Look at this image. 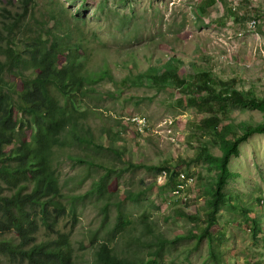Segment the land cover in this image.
<instances>
[{
	"label": "rangeland",
	"instance_id": "1",
	"mask_svg": "<svg viewBox=\"0 0 264 264\" xmlns=\"http://www.w3.org/2000/svg\"><path fill=\"white\" fill-rule=\"evenodd\" d=\"M49 1L0 0V44L7 42L4 35L14 18L20 19L14 29L18 42L38 26H53L52 15L57 14L64 21L62 32L82 45V73L109 68L114 78L90 82L86 96L76 94L71 100L76 122L92 131L98 145L76 139L54 149L53 166L68 211L57 229L69 231L72 209L77 216L70 231L74 264H99L95 249L107 239L119 257L134 264H216L211 251L218 264H264V131L247 134L264 125V108L227 99L201 100L199 107L178 102L190 95L205 97L209 91L195 88L205 79L215 93L243 91L264 100V42L259 39L264 36V0H53L63 9L54 13ZM171 64L174 75L165 79L145 72L154 66L159 75ZM209 114L222 119L213 132L201 129L200 120ZM137 117L147 120L141 136ZM169 121L171 132L163 127ZM104 127L122 138L111 141ZM217 133L229 141L239 139L237 153L226 164L232 174L219 194L220 172L198 157L204 149L203 155H222ZM84 136L80 130L77 137ZM165 165L195 180L180 198L170 195V185L158 184V169ZM101 179L103 194L88 191ZM216 196L219 206L209 232L221 236L210 246V240L197 235L208 201ZM185 197L191 200L187 207ZM176 208L201 220L177 215ZM118 211L125 226L111 238ZM38 224L40 241L46 231ZM162 239L160 257L155 258L152 251ZM9 258L3 255L2 263L27 264Z\"/></svg>",
	"mask_w": 264,
	"mask_h": 264
},
{
	"label": "trees",
	"instance_id": "2",
	"mask_svg": "<svg viewBox=\"0 0 264 264\" xmlns=\"http://www.w3.org/2000/svg\"><path fill=\"white\" fill-rule=\"evenodd\" d=\"M50 1L52 5L56 4L55 1ZM59 10L63 12L61 7ZM52 18L53 28L48 25L38 26L34 34L24 37L20 42L11 41L8 44L7 39L5 46L0 44V236L11 229L20 238V242L16 244L4 238L0 239V264H3V255H9L12 260L16 256L25 258L29 264H74L68 234L60 233L55 228L59 218L67 213V207L62 201L61 184L53 166L54 149H61L76 139H87L94 147L98 145L94 142L92 133L88 138L77 137L81 127L76 122L77 116L72 112L75 107L71 100L76 94L86 96L90 82H96L102 77L114 79L109 68L82 73V65L79 63L82 45L73 43L69 32H62L64 21L61 16L53 14ZM18 21L19 19H15L13 27ZM13 27L8 31L9 34ZM172 61L179 62L176 58H171L170 62ZM175 69L176 66L171 64L157 75L155 67L149 66L145 72L154 79H165L169 74L174 75ZM195 88L197 92H209L205 97L190 95L185 99L180 98L179 104L199 107L201 102L208 103L210 99H227L242 106L264 108L263 99L249 94L246 96L243 91H232L229 95L215 93L214 89L211 90L208 79L195 85ZM77 115L82 116L79 113ZM221 120L216 114L206 115L200 120L201 129L213 132ZM73 123L75 124L72 128L68 127ZM104 130L111 141L122 138L110 128L104 127ZM252 131H264V125L253 127L247 134ZM217 136L222 155H203L202 152L206 151L204 149L198 153V157L214 165L220 172L215 191L219 194L228 176L232 174L226 164L229 157L237 153L239 139L229 141L220 133ZM107 147L114 153L120 151L111 144ZM161 169L166 170L169 176L165 184L173 185L177 175L175 169L170 165L159 167L158 171ZM6 189L8 192L3 194ZM93 190L103 194L102 179L95 182L89 191ZM75 200L72 201V206ZM208 202L205 225L197 237H206L212 246L215 236H221L219 233L214 236L209 232V226L213 224L211 216L219 206L218 197ZM176 213L197 219V222L201 220L200 215L197 217L188 214L180 208H176ZM71 214L72 222L75 223L77 217L74 209ZM124 217L123 212L118 211L116 222L109 232L111 238L123 230ZM146 218L143 216L142 219ZM38 220L46 231L44 239L40 241L36 239ZM147 228L151 232L149 224ZM253 231L257 232L256 225ZM52 233H56V237ZM163 241L164 239L152 251L155 258L160 257L159 250ZM210 254L217 263L216 254L213 251ZM95 261L99 264H134L118 257L106 241L98 244ZM149 263L154 261L150 260Z\"/></svg>",
	"mask_w": 264,
	"mask_h": 264
},
{
	"label": "clouds",
	"instance_id": "3",
	"mask_svg": "<svg viewBox=\"0 0 264 264\" xmlns=\"http://www.w3.org/2000/svg\"><path fill=\"white\" fill-rule=\"evenodd\" d=\"M27 1V0H26ZM51 2L52 1H49L48 2V6L50 7V9L52 10V12L54 13V9L55 8H58L57 7V5L56 4H54V5H52L51 4ZM15 19H19V18H14L12 21H11V23H13L14 21H15ZM53 19V18H52ZM65 19V18H64ZM54 20V19H53ZM62 20V19H61ZM19 21H20V19H19ZM19 21L17 22V24L19 23ZM63 21V20H62ZM17 24L13 27V29H12V31H11V33L9 34V32H7L5 35H4V38L6 39V41H7V39L9 40V38H12V39H14L13 41H16V37H15V35H14V29H15V27L17 26ZM44 25H49V23H47V24H44ZM48 27H54V24H53V26H48ZM36 29H37V27H36ZM7 35H10L9 36V38H6L7 37ZM31 36V35H30ZM24 37H27V36H22L21 37V40H23L24 39ZM10 41V40H9ZM18 42H20V41H18ZM7 43V42H6ZM6 43H2L1 45H3V46H5L6 45ZM8 44H10V42L8 43ZM19 47V46H18ZM0 57H2L1 55H0ZM164 120H166V119H164ZM163 120V121H164ZM162 121V122H163ZM161 122V123H162ZM135 123H141L142 124V126H143V128L141 129V131H140V136H141V134H142V132H144L145 131V128L146 127H144L145 125H146V123H147V120L145 119V117H137V118H135ZM172 124V121H169V124L168 123H165L164 125H163V127L165 128V130L167 131V129L171 132V128L169 127L170 125ZM82 130V132H84L85 134H87V136H84V138H88V137H90V134L92 133V131H90V129H88V128H84V129H81ZM114 132V131H113ZM168 132V131H167ZM116 133H118V132H116ZM92 135H93V133H92ZM94 136V135H93ZM175 171L177 172V175L175 176V181L173 182V185H170L169 187H170V195L172 196V197H179L180 198V194L183 192V191H185L189 186H191L194 182H195V180L193 181V177H192V175H188L187 173H185V172H183V171H180V170H177V169H175ZM158 176H157V181H158V184H163V185H165V183H167V178L169 177L168 176V173H167V171L166 170H164V169H161L160 171H158ZM162 178V179H161ZM91 189V188H90ZM89 189V190H90ZM88 190V191H89ZM3 194H5V193H3ZM191 200L190 199H188L187 197H185L184 199H182V202L184 203V205L183 206H185L186 205V207H187V205H188V203L190 202ZM185 207H183V209H184ZM73 210V209H72ZM71 210V211H72ZM68 212V211H67ZM104 212V214H106V211H103ZM74 214H75V210H74ZM104 214H103V217H104ZM71 216H72V214H71ZM76 216V215H75ZM63 217V216H62ZM61 217V218H62ZM73 217V216H72ZM77 217V216H76ZM61 218H59V220H58V223H59V221H60V219ZM73 219V218H72ZM104 220H105V218H104ZM38 221H40V220H38ZM38 221H37V223H38ZM77 222V221H76ZM76 222L75 223H73L72 221H71V223H70V229H69V231L68 232H61L59 229H57V225H58V223L56 224V226H55V228L60 232V233H63V234H68V239H69V244H70V231L75 227V224H76ZM116 222V221H115ZM41 224V223H40ZM115 224V223H114ZM39 225V224H38ZM42 225V224H41ZM205 225V224H204ZM43 226V225H42ZM38 229H39V226H38ZM38 233V232H37ZM52 234H55L56 235V233H52ZM53 237H54V235H53ZM2 238H4L5 240H7V241H11V242H13V243H19L20 242V238H18L17 236H16V233H15V231L14 230H8V231H6L5 232V234H3L2 236H0V239H2ZM103 242H105V241H103ZM106 242H108V246L110 247V248H112V246L111 245H109V240H106ZM102 243V242H101ZM70 246H71V244H70ZM97 247H98V245L96 246V249H97ZM96 249H95V251H96ZM112 250L114 251V249L112 248ZM115 252V251H114ZM116 253V252H115ZM117 255V254H116ZM118 256V255H117ZM119 257V256H118ZM121 258V257H120ZM20 260V261H26V263L27 264H29L28 262H27V260L25 259V258H21V257H18V256H16L13 260L11 259V258H9V260L10 261H16V260ZM123 259V258H122ZM125 260V259H124ZM72 261H73V259H72ZM97 261V260H96ZM74 263V262H73ZM216 264H218V263H216ZM220 264V263H219Z\"/></svg>",
	"mask_w": 264,
	"mask_h": 264
},
{
	"label": "crops",
	"instance_id": "4",
	"mask_svg": "<svg viewBox=\"0 0 264 264\" xmlns=\"http://www.w3.org/2000/svg\"><path fill=\"white\" fill-rule=\"evenodd\" d=\"M258 23H259V20H258ZM257 25H258V24H257ZM257 34H258V32H257ZM255 35H256V34H255ZM258 35H259V34H258ZM256 38H257V37H256ZM259 39H260L261 42H264V41H263V40H264V36H263V35H261V36L259 35Z\"/></svg>",
	"mask_w": 264,
	"mask_h": 264
},
{
	"label": "bare ground",
	"instance_id": "5",
	"mask_svg": "<svg viewBox=\"0 0 264 264\" xmlns=\"http://www.w3.org/2000/svg\"><path fill=\"white\" fill-rule=\"evenodd\" d=\"M254 23V22H253Z\"/></svg>",
	"mask_w": 264,
	"mask_h": 264
}]
</instances>
